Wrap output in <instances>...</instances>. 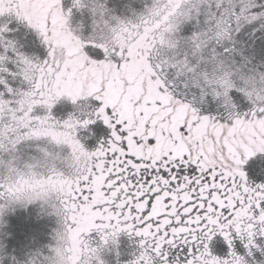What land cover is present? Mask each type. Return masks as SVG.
Returning <instances> with one entry per match:
<instances>
[{
    "label": "snow or ice",
    "instance_id": "1",
    "mask_svg": "<svg viewBox=\"0 0 264 264\" xmlns=\"http://www.w3.org/2000/svg\"><path fill=\"white\" fill-rule=\"evenodd\" d=\"M249 30L264 0H0V264H264Z\"/></svg>",
    "mask_w": 264,
    "mask_h": 264
},
{
    "label": "rangeland",
    "instance_id": "2",
    "mask_svg": "<svg viewBox=\"0 0 264 264\" xmlns=\"http://www.w3.org/2000/svg\"><path fill=\"white\" fill-rule=\"evenodd\" d=\"M244 39L245 41H247L248 45H251L257 49L264 46V35H261L259 33L253 35L249 30V32L244 36ZM21 215H24V213H21Z\"/></svg>",
    "mask_w": 264,
    "mask_h": 264
},
{
    "label": "flooded vegetation",
    "instance_id": "3",
    "mask_svg": "<svg viewBox=\"0 0 264 264\" xmlns=\"http://www.w3.org/2000/svg\"><path fill=\"white\" fill-rule=\"evenodd\" d=\"M21 213H23V210H21ZM120 239H121L120 242L121 259L124 260L128 258L129 253L131 251L130 241L127 238V236H121Z\"/></svg>",
    "mask_w": 264,
    "mask_h": 264
}]
</instances>
